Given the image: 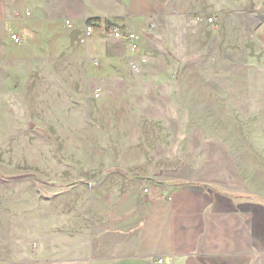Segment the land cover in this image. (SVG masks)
Instances as JSON below:
<instances>
[{
  "label": "crops",
  "instance_id": "crops-1",
  "mask_svg": "<svg viewBox=\"0 0 264 264\" xmlns=\"http://www.w3.org/2000/svg\"><path fill=\"white\" fill-rule=\"evenodd\" d=\"M20 7L0 0V20L32 39L36 56L66 62L41 65V71L71 74L53 93V105H68L56 120H72L78 87L100 96L113 79L131 88V74L144 71L142 61L157 36H180L185 48L188 36H257L264 53V0H71L70 6L36 0L24 15ZM90 18L100 24L81 42ZM161 19L167 25L162 34L156 29ZM129 33L139 35L136 51ZM252 87L261 89L263 100L264 80ZM234 149L213 146L219 155L211 160L167 158L154 171H133L127 161L101 162L99 190L89 195L82 225L72 222L71 210L54 211L51 222L37 224L19 241L13 237L0 264H159L160 257L162 264H264V148H251L263 155L242 174L231 171L234 160L220 155Z\"/></svg>",
  "mask_w": 264,
  "mask_h": 264
},
{
  "label": "rangeland",
  "instance_id": "rangeland-1",
  "mask_svg": "<svg viewBox=\"0 0 264 264\" xmlns=\"http://www.w3.org/2000/svg\"><path fill=\"white\" fill-rule=\"evenodd\" d=\"M1 1L14 10L22 3L23 15L36 2ZM13 27L0 20V252L13 237L19 241L37 224L51 222L54 211L71 210L72 222L82 225L89 195L99 190L101 162L154 171L167 158L211 160L219 155L213 146H229L236 151L220 155L234 160L231 171L242 174L263 155L249 152L264 148V99L252 87L264 80L257 36H188L186 48L180 36H157L142 61L144 71L131 74V88L113 79L100 96L76 88L70 121L55 119L68 105H53V93L71 74L41 71V65L66 62L36 56L34 41L14 40ZM165 28L161 19L156 29L162 34Z\"/></svg>",
  "mask_w": 264,
  "mask_h": 264
},
{
  "label": "built area",
  "instance_id": "built-area-1",
  "mask_svg": "<svg viewBox=\"0 0 264 264\" xmlns=\"http://www.w3.org/2000/svg\"><path fill=\"white\" fill-rule=\"evenodd\" d=\"M208 20L210 22H215L216 21V17L211 15V16H208ZM71 20L70 19H67L66 20V24H68L69 26H71ZM100 24V21L95 19V18H90V19H87L86 20V24H85V30H84V34L83 36L81 37V42H86L88 40L89 37H91L95 31V28ZM113 28H117L116 26H113ZM12 38L16 41H21L22 39V36L16 32L14 34H12ZM127 39H128V42H129V45L131 47L132 50L136 51L139 49L140 47V38H139V35L136 34V33H129L128 36H127ZM97 95H99L98 92H96ZM163 262V259L162 257H160L158 259V263L159 264H162Z\"/></svg>",
  "mask_w": 264,
  "mask_h": 264
}]
</instances>
